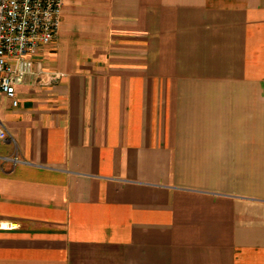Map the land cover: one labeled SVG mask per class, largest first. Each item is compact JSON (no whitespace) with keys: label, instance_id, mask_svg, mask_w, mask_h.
<instances>
[{"label":"crops","instance_id":"crops-1","mask_svg":"<svg viewBox=\"0 0 264 264\" xmlns=\"http://www.w3.org/2000/svg\"><path fill=\"white\" fill-rule=\"evenodd\" d=\"M33 71L0 264H264V0H63Z\"/></svg>","mask_w":264,"mask_h":264},{"label":"built area","instance_id":"built-area-1","mask_svg":"<svg viewBox=\"0 0 264 264\" xmlns=\"http://www.w3.org/2000/svg\"><path fill=\"white\" fill-rule=\"evenodd\" d=\"M62 8L63 0H0V95L13 107L18 104L16 88L35 74L34 56L57 36ZM46 75L47 84L65 76ZM6 136L0 121V142Z\"/></svg>","mask_w":264,"mask_h":264}]
</instances>
